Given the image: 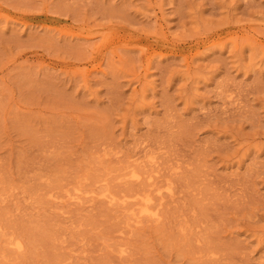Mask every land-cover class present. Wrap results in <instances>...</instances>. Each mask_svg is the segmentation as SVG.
Wrapping results in <instances>:
<instances>
[{
  "label": "rangeland",
  "instance_id": "rangeland-1",
  "mask_svg": "<svg viewBox=\"0 0 264 264\" xmlns=\"http://www.w3.org/2000/svg\"><path fill=\"white\" fill-rule=\"evenodd\" d=\"M0 264H264V0H0Z\"/></svg>",
  "mask_w": 264,
  "mask_h": 264
},
{
  "label": "bare ground",
  "instance_id": "bare-ground-1",
  "mask_svg": "<svg viewBox=\"0 0 264 264\" xmlns=\"http://www.w3.org/2000/svg\"><path fill=\"white\" fill-rule=\"evenodd\" d=\"M161 193V192H160ZM139 195V194H138ZM143 201V200H142ZM146 206V205H145ZM143 207V206H142ZM148 208V207H147ZM147 210V212L149 211L148 209H145V207L142 209V211ZM137 217V216H136Z\"/></svg>",
  "mask_w": 264,
  "mask_h": 264
}]
</instances>
